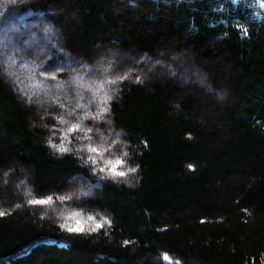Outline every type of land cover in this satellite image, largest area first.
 <instances>
[{
  "label": "trees",
  "instance_id": "obj_1",
  "mask_svg": "<svg viewBox=\"0 0 264 264\" xmlns=\"http://www.w3.org/2000/svg\"><path fill=\"white\" fill-rule=\"evenodd\" d=\"M262 5L0 0V20L26 25L0 26L14 40L0 47V264H264ZM128 56L155 67L116 80ZM67 73L113 78L105 115L78 90L43 95L46 77L73 87ZM48 197L105 224L70 233L32 203Z\"/></svg>",
  "mask_w": 264,
  "mask_h": 264
},
{
  "label": "rangeland",
  "instance_id": "obj_2",
  "mask_svg": "<svg viewBox=\"0 0 264 264\" xmlns=\"http://www.w3.org/2000/svg\"><path fill=\"white\" fill-rule=\"evenodd\" d=\"M13 22L14 23L12 25L7 23L5 25V30L9 31V30H11V28L16 29V27L20 25L22 28L21 33L24 32L23 30L26 27L25 23H23L21 20H18V19L13 20ZM45 23H46L45 21H35L32 24V26L35 28V27H38V25H42L44 29H48V31L45 32V34H46V37H49L50 35H53V34L50 31V29L46 26L47 23L46 24ZM1 35L2 34H0V36ZM15 40H18V39L15 38ZM13 41L11 42V44L8 45V44H5V41L0 40V47L4 48V49L6 47L12 49V47L14 45ZM44 41H46V42L45 43L43 42V44L49 43L48 38L45 39ZM33 42H34V39L32 41H27L25 43V46L30 47L31 46L30 44H32ZM126 62H127L126 68L129 67V69H126L124 67V69L116 70L114 72L115 73L114 77L115 76H117V77H119V76L120 77H125V76L131 77L134 75L137 76V74H135L136 70H134L133 67L138 65V64H145L147 71H152L155 67L154 66L155 64L152 62V60L145 58V57H143V58L137 57L136 58L135 56H130V57L128 56L126 59ZM102 63H105V62H102ZM100 65H101V63H100ZM111 65H113V63ZM109 69H110V66H107L103 70H104V72H106ZM124 70H125V72H124ZM127 70H129V71H127ZM103 74H106V73H103ZM67 75H68L67 78H71V81L74 84L73 87H71V82H68L63 78L58 81V80H55L57 77H46L44 80L45 85H43L42 88L47 90V91H45L43 95L45 97H47L48 91L53 93L54 95H56V94H59L60 92L66 93L67 91H70V89L71 90L74 89L75 91L78 90L80 93H84L85 97L87 95L86 99L88 97L89 98L90 97L95 98L98 101V103L95 105V108L103 110V114L105 115V113L107 111V104L109 102V94L106 92L109 90L111 91V88L114 87L113 78L111 80H105L103 78L104 75H101L100 77L95 76V79H93L94 77H92V78L89 77L90 79H93L94 81L89 82L88 80H86L89 83V85H88L87 82H85L84 80L82 81V79L80 77L81 75H77L75 77L72 76L71 73H67ZM86 77H87V75H86ZM117 77H115L116 80L118 79ZM100 78H103V79H100ZM37 81L41 82V80L39 78H37L36 82ZM75 82L80 84V85H83V86L77 85ZM56 89L57 90L60 89L61 91L58 92V91H56ZM53 100L54 99H52V101ZM50 101H51V99H48L45 101V103H49ZM54 102H55V100H54ZM62 110H64V109H62ZM112 133L113 132L111 131V134ZM57 145H58L57 148H59V149H68V147L63 146L61 144V142L57 143ZM91 158H93V157L90 156V159ZM118 160L121 161V159L116 157L115 155H113V157H109L108 162L105 163V165H106L105 167L111 170L112 167L115 166L116 171H121V172L129 174L130 172L123 168L124 164L122 162L120 164H116V161H118ZM87 185L88 184L87 183L85 184V182L78 181L77 184L75 185V188H73V189L71 188V191L67 196L68 197L69 196L70 197L82 196L83 194L86 193V192H83V188H86ZM67 199L68 198H63L61 200V198H60L61 202L64 204L68 203L69 200H67ZM38 206H40L41 209L45 213H50L53 216H55L60 222H62V226L66 229H69L70 227H75L79 223L83 227L84 230H95V229H98L99 227H101L102 225H104L105 221H106L105 218L102 217L100 214H90V213H86V212H83V211H80L77 209H73L71 207L60 206V204L55 205V204H52L51 202L44 204V205L38 204ZM165 261L168 263L172 262L173 264H176L173 261H171L170 259H167V260L165 259Z\"/></svg>",
  "mask_w": 264,
  "mask_h": 264
},
{
  "label": "snow or ice",
  "instance_id": "obj_3",
  "mask_svg": "<svg viewBox=\"0 0 264 264\" xmlns=\"http://www.w3.org/2000/svg\"><path fill=\"white\" fill-rule=\"evenodd\" d=\"M22 2H23V0H13V3H22ZM233 2L235 3L236 0H233ZM262 6H264V5H262ZM12 11H15V9H13ZM10 15H11V12H9V13H7V14L4 15L3 19L0 20V26L7 24ZM47 31H48V29H45V32H47ZM246 31H247V29H245V32ZM20 39L22 40L23 37H20ZM57 66L58 65H55V64H49V65L46 66V68L57 67ZM59 66L62 67L63 65L60 64ZM72 130H75V126H74L73 129H70V131H72ZM60 151L61 152H64V151H66V149H61ZM89 151L95 153L97 151V149L96 148H90ZM92 163L95 164V161L93 160ZM120 163H121V161H119V160L116 161V164H120ZM100 171L103 172V171H105V169H100ZM111 171L114 174V178L115 177L123 178L126 175V173H124V172L116 171L115 166L112 167ZM133 171H134V169H133ZM50 202H51V197H48L47 199H38V200L32 201L33 204H39V205H44V204H47V203H50ZM202 223H203V221H202ZM68 231L70 233H83L84 232V229L78 223L75 227H70L68 229ZM164 259L167 260V259H169V257L165 254Z\"/></svg>",
  "mask_w": 264,
  "mask_h": 264
}]
</instances>
